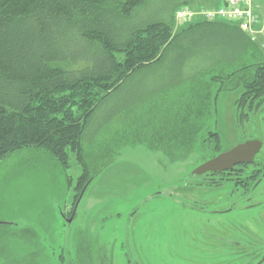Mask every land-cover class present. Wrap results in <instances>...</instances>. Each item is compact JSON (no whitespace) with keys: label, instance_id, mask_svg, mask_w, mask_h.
<instances>
[{"label":"rangeland","instance_id":"374dc122","mask_svg":"<svg viewBox=\"0 0 264 264\" xmlns=\"http://www.w3.org/2000/svg\"><path fill=\"white\" fill-rule=\"evenodd\" d=\"M169 1L176 3L149 0L133 22L159 18ZM255 4L263 26L264 0ZM185 26L176 22L174 31ZM191 72L167 58L103 103L83 141L93 176L80 194L83 165L73 153L68 169L37 148L0 163V264H158L157 257L164 264H264V182L254 199L223 212L228 206L214 201L232 198L231 186L215 189L208 183L211 174L195 173L205 162L202 152L172 160L154 149L168 117L180 122L185 115L182 93L188 90L178 82ZM162 87L164 94L143 101L144 93ZM237 96L222 93L217 114H208L202 127V135L209 128V136L219 133L223 151L252 139L264 143V107L239 117ZM257 249L259 258L253 255Z\"/></svg>","mask_w":264,"mask_h":264},{"label":"trees","instance_id":"16d2710c","mask_svg":"<svg viewBox=\"0 0 264 264\" xmlns=\"http://www.w3.org/2000/svg\"><path fill=\"white\" fill-rule=\"evenodd\" d=\"M148 1L0 0V163L37 148L68 169L73 153L83 165L80 194L93 176L83 141L97 111L136 74L162 66L167 58L192 69L178 82L188 90L182 93L186 105L175 124L178 133L172 136L174 130L164 128L155 137L154 149L172 160L202 152L203 162L223 151L218 132L201 133L208 114H217L222 93L237 92L239 117L263 109L264 41L257 37L264 30L253 37L237 22L203 20L180 23L187 26L174 31L178 9L218 6L223 0L169 1L159 18L134 23ZM255 13V28L264 29L256 4ZM163 91L144 93L143 101ZM213 140L217 143L211 145ZM241 167L239 175L252 179L245 184L249 190L264 175V157ZM209 183L215 189L224 183L233 191L240 188L236 180Z\"/></svg>","mask_w":264,"mask_h":264},{"label":"built area","instance_id":"2783aa9c","mask_svg":"<svg viewBox=\"0 0 264 264\" xmlns=\"http://www.w3.org/2000/svg\"><path fill=\"white\" fill-rule=\"evenodd\" d=\"M176 22L229 20L237 22L240 28L255 37L261 30L255 25L258 22L255 13V0H223L218 6H202L197 8H180L175 15Z\"/></svg>","mask_w":264,"mask_h":264},{"label":"flooded vegetation","instance_id":"af4514ba","mask_svg":"<svg viewBox=\"0 0 264 264\" xmlns=\"http://www.w3.org/2000/svg\"><path fill=\"white\" fill-rule=\"evenodd\" d=\"M253 140V139H252ZM248 141V140H247ZM245 141H242L240 143H243ZM238 143V144H240ZM237 144V145H238ZM263 147H264V143H263ZM262 147V149H263ZM232 149V148H231ZM261 149V150H262ZM230 150V149H228ZM228 150H225V151H228ZM224 152V151H223ZM261 152V151H260ZM259 152V153H260ZM259 154H257L255 156V159L254 161L256 160L257 156ZM254 161L252 162H249V163H253ZM242 164H246V163H240V164H236L232 169H229V170H226V171H220L221 173H224L222 175H217L218 172H209V174H211L209 176V179H208V183L212 180V179H227L229 180H236L237 183H239V189H237L236 191H231L232 194L229 195V197H232V198H228L226 197L225 198H222L221 196H218L216 199V201H214V203H218L219 200L221 201V203L223 204H226L228 207L226 209L223 210V212H229V211H232L233 209H235L239 204L241 203H244L248 200H251V199H254V196L255 194H257V192L259 190H261V185L262 183L264 182V175H262V177L260 178H257L253 181V186L249 188V190H247V187L245 184H247L250 180L252 179H243L239 174H240V170L243 169L241 167ZM240 189H242V191H239ZM242 197L243 199H239L238 197ZM211 198V197H210ZM79 199V198H78ZM249 206H253L252 204L249 205ZM74 213H76V208L74 210ZM73 213V214H74ZM225 241L229 242L230 244H233L235 241L231 242L230 240H228L227 238L225 239ZM260 249H257L256 252L253 253L254 257H258L260 256ZM158 259V264H164V262L162 261V259L160 257H157ZM262 258V257H261ZM131 263V261H130ZM262 263V261H260V264Z\"/></svg>","mask_w":264,"mask_h":264},{"label":"water","instance_id":"95a60500","mask_svg":"<svg viewBox=\"0 0 264 264\" xmlns=\"http://www.w3.org/2000/svg\"><path fill=\"white\" fill-rule=\"evenodd\" d=\"M263 147V141L259 139L248 140L240 143L228 151L221 152L217 156L200 164L195 173L202 175L208 172H220L232 169L236 164L254 161ZM75 213L69 219L71 222ZM0 224H3L0 222ZM260 264V263H259Z\"/></svg>","mask_w":264,"mask_h":264},{"label":"crops","instance_id":"0c3cea01","mask_svg":"<svg viewBox=\"0 0 264 264\" xmlns=\"http://www.w3.org/2000/svg\"><path fill=\"white\" fill-rule=\"evenodd\" d=\"M162 109V113L164 114V112H165V108L164 107H162L161 108ZM171 111H172V109H171ZM182 113H183V110L181 111ZM182 117V116H181ZM169 118V122H167V120H166V122H165V124L164 125H162L160 128H165V129H168V130H170V128H172V130H174V133H173V135L172 136H174L176 133H178V130H179V128H180V126H178V127H176V121L178 122V123H180L179 122V120L177 119V117H168ZM167 119V118H166ZM148 125V124H147ZM147 128V127H146ZM145 128V129H146ZM144 129V130H145ZM148 129H152V132L151 133H153V134H155L156 133V129L155 128H151V127H148ZM140 135V134H139ZM139 135H137V139H139ZM143 135H145V133L143 134L142 133V136ZM146 136V135H145Z\"/></svg>","mask_w":264,"mask_h":264},{"label":"bare ground","instance_id":"6f19581e","mask_svg":"<svg viewBox=\"0 0 264 264\" xmlns=\"http://www.w3.org/2000/svg\"><path fill=\"white\" fill-rule=\"evenodd\" d=\"M202 137V136H201ZM201 140V139H200ZM204 141V140H203ZM200 145V143H198ZM198 147V146H197Z\"/></svg>","mask_w":264,"mask_h":264}]
</instances>
